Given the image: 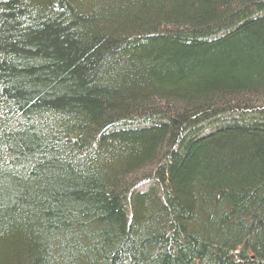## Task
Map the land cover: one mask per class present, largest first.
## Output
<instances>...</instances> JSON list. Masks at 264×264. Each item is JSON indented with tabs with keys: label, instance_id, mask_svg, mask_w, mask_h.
Returning a JSON list of instances; mask_svg holds the SVG:
<instances>
[{
	"label": "trees",
	"instance_id": "16d2710c",
	"mask_svg": "<svg viewBox=\"0 0 264 264\" xmlns=\"http://www.w3.org/2000/svg\"><path fill=\"white\" fill-rule=\"evenodd\" d=\"M0 264H264V0H0Z\"/></svg>",
	"mask_w": 264,
	"mask_h": 264
},
{
	"label": "bare ground",
	"instance_id": "6f19581e",
	"mask_svg": "<svg viewBox=\"0 0 264 264\" xmlns=\"http://www.w3.org/2000/svg\"><path fill=\"white\" fill-rule=\"evenodd\" d=\"M145 186H146V185H143V187H145ZM143 187H142V189H144Z\"/></svg>",
	"mask_w": 264,
	"mask_h": 264
},
{
	"label": "rangeland",
	"instance_id": "374dc122",
	"mask_svg": "<svg viewBox=\"0 0 264 264\" xmlns=\"http://www.w3.org/2000/svg\"><path fill=\"white\" fill-rule=\"evenodd\" d=\"M143 188H144V189H146V186H145V187H143ZM144 189H143V190H144Z\"/></svg>",
	"mask_w": 264,
	"mask_h": 264
}]
</instances>
